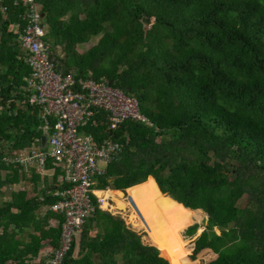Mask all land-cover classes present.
Instances as JSON below:
<instances>
[{
  "label": "trees",
  "instance_id": "1",
  "mask_svg": "<svg viewBox=\"0 0 264 264\" xmlns=\"http://www.w3.org/2000/svg\"><path fill=\"white\" fill-rule=\"evenodd\" d=\"M35 1L48 50L63 53L56 68L75 80L112 81L150 121L113 131L102 112L80 131L121 144L95 189L128 193L161 227L144 241L120 216L96 208L63 264H192L184 238L201 226L179 235L197 211L206 225L193 256L214 248L210 264H264V0ZM25 12L18 0L0 6V142L8 153L42 137L40 110L23 90L31 74L18 42ZM0 148L2 196L27 179ZM31 182L37 192L40 177ZM54 191L13 192L0 203V264H39L43 241L57 246L62 218L39 213L56 201Z\"/></svg>",
  "mask_w": 264,
  "mask_h": 264
},
{
  "label": "built area",
  "instance_id": "2",
  "mask_svg": "<svg viewBox=\"0 0 264 264\" xmlns=\"http://www.w3.org/2000/svg\"><path fill=\"white\" fill-rule=\"evenodd\" d=\"M19 2L27 9L19 38L21 55L31 69L23 90L29 93V103L40 110L42 137L28 149L5 155L4 161L41 177L52 178L56 170L60 172L57 188L51 194L56 201L49 211L60 216L62 222L57 246L46 264H63L84 222L96 208L110 211L111 199L98 196L102 192L95 189L96 178L107 174L109 164L121 152L120 143L112 139L98 143L91 133L80 129L102 112L108 113L113 131L129 120L145 124L150 121L142 114L138 99L114 87L108 79L75 80L73 75L58 70L49 59L46 27L38 5L35 0ZM3 3L0 0V6ZM107 202L110 205L104 208Z\"/></svg>",
  "mask_w": 264,
  "mask_h": 264
},
{
  "label": "rangeland",
  "instance_id": "3",
  "mask_svg": "<svg viewBox=\"0 0 264 264\" xmlns=\"http://www.w3.org/2000/svg\"><path fill=\"white\" fill-rule=\"evenodd\" d=\"M98 41V38L96 39H91L89 41V44L88 46H91V45H94L96 42ZM4 147V152L5 154H11V153H8L7 151V147L3 145V143L0 142V147ZM50 150V148H48ZM1 150V148H0ZM102 167V165H101ZM28 177V176H27ZM114 192V191H112ZM9 194H11V191H8V190H4V195H2L0 197V203L5 199V198H8ZM111 206H109L110 204L107 202L106 205H104V208H109L110 212L115 214V215H118L120 216L122 219L125 220L126 224L131 227L132 229H134L135 231H137L138 233H140L141 235H143V240H147L148 239H145L147 238L148 234L147 233H150L152 235L155 234V230L156 228H159L161 227L159 225V223H157L156 221H154V219L146 216L144 213H139L138 210L134 207L132 201L130 200V198L128 197V193L124 194V199L123 201L128 204L126 207H124L123 204H120V201H117L115 198H113L111 196ZM113 199H115V201H113ZM116 207V208H115ZM118 209H121V210H118ZM41 213H43L44 211H40ZM141 212V210H140ZM196 213H198V215H189V224L184 227L182 229V231L180 232V237L181 235L183 234L184 230L193 225V224H198L201 226L200 229L197 230L196 232V235H200L201 234V231H203V227L206 225V216L204 215V213H202L201 211H197ZM166 232V231H165ZM169 232V231H168ZM168 232H166L167 236L169 237V234ZM162 234H159L157 236H161ZM184 238L185 241L187 242V246L186 248L189 250V253H188V258L190 259V262L192 264H210L211 262H213V260L217 257V253L214 251V248H211V249H207V250H204L202 253L196 255V256H193L192 255V247H193V240L194 238ZM170 239L172 237H169Z\"/></svg>",
  "mask_w": 264,
  "mask_h": 264
},
{
  "label": "crops",
  "instance_id": "4",
  "mask_svg": "<svg viewBox=\"0 0 264 264\" xmlns=\"http://www.w3.org/2000/svg\"><path fill=\"white\" fill-rule=\"evenodd\" d=\"M18 2H19V0H18ZM36 2V1H35ZM19 4H21L20 2H19ZM37 4V3H36ZM22 5V4H21ZM38 5V4H37ZM22 7L25 9V11H27V9L22 5ZM38 7H39V10H40V14H41V18H42V21H43V24L45 25V27H46V34H47V23H46V18H45V16L44 15H42V12H41V9H40V6L38 5ZM26 13V12H25ZM24 17V16H23ZM22 17V18H23ZM23 21V20H22ZM24 22V21H23ZM13 30L14 32H18L19 31V28H18V25H13L12 27H9V30ZM21 35V34H20ZM19 38H20V36H19ZM19 38H18V42H19V44H20V40H19ZM97 43V42H96ZM95 43V44H96ZM88 44H89V42H87V43H82V44H79V45H77L76 46V52L78 53V54H82V53H84V52H86L87 50H89L91 47H93L94 45H91V46H88ZM20 49H21V47H20ZM48 55L54 60L55 58H57V59H60V58H62L63 57V53H62V51L59 49V48H55V49H53L52 50V52L50 51V50H48ZM73 77H74V75H73ZM26 86V85H25ZM24 171H25V173H26V179L27 180H25V181H23L22 183H20L19 185H16V186H14V187H12V188H9V190L8 191H11V193H13V192H19V191H21V192H23V191H27V193H28V195H29V198H35V197H42V195L40 194V190L41 189H44L45 188V185L46 186H48V187H54L55 189L57 188L56 186V184H57V182H56V179H54V177H41V176H39V175H37V174H35V172L34 171H27V170H25L24 169ZM33 175H37V176H39L40 177V181H41V183H39V186H38V189H37V192H35V190H34V184H32V182H31V179H32V177H33ZM28 176V177H27ZM54 179V180H53ZM150 179H152V178H150ZM102 193H104V194H106V193H110L111 192V196L113 197V198H115L116 200H118L119 199V201H121L122 203H123V205H124V207H126L128 204H126L124 201H123V199L121 198V196H120V194L119 193H121L122 195H124L122 192H112V191H101ZM52 194V193H51ZM1 197V196H0ZM7 199H9V196H8V198H5L3 201H5V200H7ZM120 202V203H121ZM126 205V206H125ZM135 207V206H134ZM47 210H49V207H41L40 208V210H39V213L40 214H44L45 213V211H47ZM138 210V209H137ZM40 211H44L43 213H41ZM138 212L139 213H143V211H141L140 212V210H138ZM43 247H42V249L40 250V254H39V257H38V259H37V263H39V264H46V262H47V260L49 259V257L51 256V251H52V247L50 246V244H49V241L48 240H45V241H43Z\"/></svg>",
  "mask_w": 264,
  "mask_h": 264
},
{
  "label": "water",
  "instance_id": "5",
  "mask_svg": "<svg viewBox=\"0 0 264 264\" xmlns=\"http://www.w3.org/2000/svg\"><path fill=\"white\" fill-rule=\"evenodd\" d=\"M47 48H49L48 45H47ZM49 59L52 60V61H54L50 56H49ZM63 73L65 74V71H63ZM110 84L113 85V82L111 81ZM42 141H43V145H45L46 144V138L43 137V140ZM201 233H202V231H201Z\"/></svg>",
  "mask_w": 264,
  "mask_h": 264
},
{
  "label": "bare ground",
  "instance_id": "6",
  "mask_svg": "<svg viewBox=\"0 0 264 264\" xmlns=\"http://www.w3.org/2000/svg\"><path fill=\"white\" fill-rule=\"evenodd\" d=\"M98 194L107 195V198H108V199H110V198H111V194H110V193H106V194H103V193H98Z\"/></svg>",
  "mask_w": 264,
  "mask_h": 264
}]
</instances>
